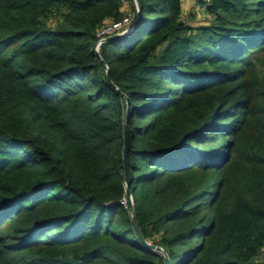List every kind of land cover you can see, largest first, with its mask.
<instances>
[{
  "label": "trees",
  "instance_id": "1",
  "mask_svg": "<svg viewBox=\"0 0 264 264\" xmlns=\"http://www.w3.org/2000/svg\"><path fill=\"white\" fill-rule=\"evenodd\" d=\"M184 2L0 0V264H167L124 202V132L147 242L264 264V0L197 26Z\"/></svg>",
  "mask_w": 264,
  "mask_h": 264
},
{
  "label": "water",
  "instance_id": "2",
  "mask_svg": "<svg viewBox=\"0 0 264 264\" xmlns=\"http://www.w3.org/2000/svg\"><path fill=\"white\" fill-rule=\"evenodd\" d=\"M136 2H137V0H136ZM140 15H141V11L138 10V15H137V18H136L133 26H132V29H134L136 27L137 20L140 17ZM124 34H126V32L118 34V35L110 36L109 39H112V38H115L117 36H121V35H124ZM94 51H95L96 55H98L100 57V59L104 62V60L101 58L100 53L98 51V46H95ZM125 136L126 135H125V132H124V153H123V165H124V176H125V198H124V202L128 205V207L130 209V212H131V215H132V221L134 223V226L136 228V231H137L138 235L143 240L144 244L147 247H149L150 249L155 250V251L163 254L165 256V258H166L167 264H171V261L168 258L167 253L165 252L164 248L162 246H159V245L148 243L143 238L142 233H141V231L139 229V226H138V223H137V217L135 215V203H134V199H133L132 193L130 191L129 171H128V162H127V144H126V137Z\"/></svg>",
  "mask_w": 264,
  "mask_h": 264
},
{
  "label": "rangeland",
  "instance_id": "3",
  "mask_svg": "<svg viewBox=\"0 0 264 264\" xmlns=\"http://www.w3.org/2000/svg\"><path fill=\"white\" fill-rule=\"evenodd\" d=\"M209 1L210 0H202V2L200 1L201 2L200 3L199 0H185V2L183 4V12H184L185 18L187 19V21L190 24H192L194 26L203 25V24L209 23L212 20L213 16L210 13V11L206 8V6L209 5ZM128 9H129V7L127 6L126 10H128ZM131 30H132V28L126 27V28L121 29L120 31H118L115 34L110 33L107 36V40H109L110 36L118 35V34H121L123 32L129 33ZM100 46H98V51H99Z\"/></svg>",
  "mask_w": 264,
  "mask_h": 264
},
{
  "label": "built area",
  "instance_id": "4",
  "mask_svg": "<svg viewBox=\"0 0 264 264\" xmlns=\"http://www.w3.org/2000/svg\"><path fill=\"white\" fill-rule=\"evenodd\" d=\"M132 26H133V15L132 14L126 15L120 21H108V22H106V24L97 33L98 42H97L96 46H100L101 44H103L107 40V36L110 33L115 34L123 28H126V27L132 28Z\"/></svg>",
  "mask_w": 264,
  "mask_h": 264
}]
</instances>
